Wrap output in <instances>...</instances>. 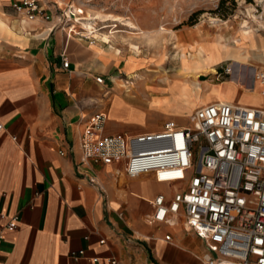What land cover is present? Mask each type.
<instances>
[{"label": "crops", "instance_id": "0c3cea01", "mask_svg": "<svg viewBox=\"0 0 264 264\" xmlns=\"http://www.w3.org/2000/svg\"><path fill=\"white\" fill-rule=\"evenodd\" d=\"M16 1L0 0V223L18 216L17 227L6 231L0 244V264H110L108 258L117 264H205L204 242L183 218H152V199L160 193L170 197L183 184L153 173L129 178L121 163L82 162L79 149L87 119L97 112L107 114L104 135L158 131L168 117L188 125L183 116L191 107L182 100H176L181 107L161 108V100L182 96L179 82L185 73H176L179 78L171 80L176 86L170 81L168 90L157 80L144 84L149 100L129 94L119 85L118 71L140 67L138 54L119 56L110 39L106 47L60 27L49 31L51 22L22 25L11 9ZM125 25L148 35L130 21ZM206 40L200 35L196 41ZM188 47L187 54L193 52ZM222 59L212 66L230 60ZM254 60L261 66L249 62L242 70L233 68L230 78L214 84L222 87L223 100L264 108V94L251 78L254 68H264V51L261 60ZM152 112L162 116L153 118ZM90 175L102 190L88 181ZM79 250L83 257L73 259Z\"/></svg>", "mask_w": 264, "mask_h": 264}, {"label": "built area", "instance_id": "2783aa9c", "mask_svg": "<svg viewBox=\"0 0 264 264\" xmlns=\"http://www.w3.org/2000/svg\"><path fill=\"white\" fill-rule=\"evenodd\" d=\"M11 9L22 25L51 22L49 31L66 29L64 22L80 13L72 5L64 9L60 2L45 4L42 0H18ZM66 26L67 35L94 42V37L79 34L75 27L72 30V24ZM230 63L221 64V78L232 76ZM68 65L62 54V66ZM251 78L264 94V68H254ZM95 80L101 83L103 78ZM106 119L105 112L88 117L79 138L82 162L121 163L129 178L153 173L161 180L183 184L170 197L160 193L152 199L154 221L183 218L204 242L205 264H264L263 107L215 100L196 107L186 126L167 120L160 130L141 134L104 135ZM87 178L102 190L95 176ZM17 221L18 216L12 215L0 223V244L6 231L15 230ZM83 255L79 250L71 257ZM108 262L117 264L115 258Z\"/></svg>", "mask_w": 264, "mask_h": 264}, {"label": "rangeland", "instance_id": "374dc122", "mask_svg": "<svg viewBox=\"0 0 264 264\" xmlns=\"http://www.w3.org/2000/svg\"><path fill=\"white\" fill-rule=\"evenodd\" d=\"M57 1L62 3V8L64 9L69 5H72L74 9L76 7L81 8L83 13H75L76 16L85 17L79 20V23H81V26L82 22L93 26L90 30H86L84 27L80 28L79 23L73 22L75 21L73 17L63 24L66 32V25L73 23L76 32L87 35L90 38L94 37V41L100 42L106 47L110 39L113 46L120 48L121 53L119 56L121 57L128 58L131 54H138L137 59L141 66L128 73L118 71V77L122 80L119 83L124 85L122 88H125V92L142 95L148 100L150 99L149 91L144 89V84L152 85L157 80L158 82H164L166 90H168L169 85L167 84L174 78H179L176 73H179L181 69L188 65L186 59L182 57L183 53L188 58L197 60L199 57L194 52H198L200 46L209 47L213 42H229V45L232 46L237 43L240 37L239 34L243 27L246 26L249 27L246 29L255 30L254 38L259 40L258 46H262L260 42L262 40L260 39L264 40V0ZM249 11H251V15H249ZM115 17L119 20H111ZM212 19L217 21L213 22ZM128 21L138 26L148 35L143 37L141 33H134V30L125 25ZM160 26L164 27L165 30H159ZM82 28L88 31L89 34H86ZM200 35L206 37L208 39L206 41L209 42H197L196 40H199ZM74 36L79 37V35ZM129 44H136L139 47V51L133 50ZM186 47H188L187 50L190 48L193 52L187 54ZM258 50L262 52L264 47ZM116 52L118 54L119 51ZM208 57L211 58L212 55L209 54ZM251 58V62L254 65L261 66L254 60L253 54H251ZM215 62H211V59L206 61L207 66L213 67L215 72L209 73L207 76H201L198 79L201 87L199 99L191 95L190 89L192 87L188 85L187 97L182 94L181 97L175 96L174 99L165 98L161 100V108L168 110L178 106L181 107L176 101L180 99L191 107L188 114L185 111L184 114L187 115L183 116V119L188 121V116L195 107L207 101L211 102L215 97L209 95L211 91L216 88H221L222 90L221 86L214 84L229 78L226 76L221 78L220 66L222 63L220 62L215 66L210 65ZM227 62H230V60ZM131 68L133 69L134 65L128 66V69ZM217 73L219 74L217 75ZM206 83L209 84L207 89ZM170 84L174 87L175 81H171ZM150 116L156 118L162 116V113L152 112ZM167 120H174V118L168 117L165 121Z\"/></svg>", "mask_w": 264, "mask_h": 264}, {"label": "bare ground", "instance_id": "6f19581e", "mask_svg": "<svg viewBox=\"0 0 264 264\" xmlns=\"http://www.w3.org/2000/svg\"><path fill=\"white\" fill-rule=\"evenodd\" d=\"M75 9L77 11H79L80 13L81 12L83 13V10L81 8L76 7ZM249 15H251V11H249ZM83 18H85V17L75 15L74 16L75 21H73V22L79 23V20H82ZM212 21L216 22L217 20L212 19ZM79 24H80L79 25L80 28L84 27L86 30H90L91 28H93L92 24H89V23L82 22V26H81V23H79ZM74 27H75V25L72 23L71 29L73 30ZM246 28H249V27H247V26L243 27V29H245V30L242 29L241 33L239 34L240 35L239 40L237 41L236 44H234L232 46L229 45V42H227V43L213 42L210 44L209 47L200 46L198 52H194L200 58V59L198 58L199 60L198 59L197 60L190 59L187 57V55L185 53L182 54V57L186 59L187 64H188V65L186 64L187 66L185 68L181 69V71H180L181 73H185V75L183 76L184 78L182 80L180 79L181 86L183 89V91H182L183 95L187 94L188 85H190L192 87L190 89L191 95H193L194 97H196L198 99L200 98L201 87H200V83L198 82V79H200L201 76H204V75L207 76V74H209V73L212 74L215 72V69L213 67H208L206 64V61H208L209 59H211V62L212 61L217 62L218 60H220L222 58L228 57L232 61L230 63L232 65V69L239 67L241 70L243 67H245V66H243L244 64H248L249 62H251L250 61L251 54H253V58L261 60L262 52H260L257 49V46H258L256 43L257 41L254 38L255 30L254 29L249 30ZM86 30H84L85 33L89 34V32ZM159 30H164V27H161ZM95 36H97V35L95 34ZM234 42H236V41H234ZM131 47L134 48L136 51H138V46H136L135 44H131ZM255 49H257V51H255ZM194 50H195V48H194ZM209 54L212 55L211 58L208 57ZM210 65H212V64H210ZM183 67H184V65H183ZM231 79H232V81H234L237 84V86H242L241 81L234 79V76ZM119 85H120V87H124L123 84L119 83ZM174 86H176V84H174ZM245 89H246V91H249V89H247V88H245ZM209 95L219 97L220 101H225L221 97L222 96L221 88L213 89ZM186 97H187V95H186ZM226 102H228V101H226ZM170 108H171V105H170Z\"/></svg>", "mask_w": 264, "mask_h": 264}]
</instances>
